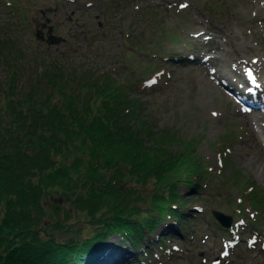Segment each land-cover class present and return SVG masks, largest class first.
Here are the masks:
<instances>
[{"label":"rangeland","instance_id":"obj_1","mask_svg":"<svg viewBox=\"0 0 264 264\" xmlns=\"http://www.w3.org/2000/svg\"><path fill=\"white\" fill-rule=\"evenodd\" d=\"M50 27L65 44L50 47L36 38L42 32L47 39ZM0 30L14 34L24 58L0 42V87L6 84L4 59L38 73L57 65L68 75L78 70L75 73L81 71L85 77L88 71L100 70L114 75L113 82L129 79L135 84L134 95L145 102V117L158 131L174 134L179 142H193L196 153L212 166L218 165L217 147L224 143L229 160L222 169L224 176L240 172L263 189L234 184L239 178L216 177V187L189 198L193 217L177 227H162L152 238L146 237L135 253L133 245L110 239L99 248V254L110 249L102 260L108 259L109 264H264V135L260 131L264 123L255 131L262 142L258 147L247 124L255 113H244L236 100L259 95L264 101V0H0ZM155 46L167 55L157 59V69L166 75L146 86L155 78L149 73L156 62L145 59L151 65L144 64L140 54ZM127 51L133 56L129 58ZM169 56L173 64L166 62ZM137 61L142 65L135 67L139 74L134 76ZM167 149L175 154L181 146ZM222 181L228 188L222 189ZM183 193L190 195L186 189ZM234 209L243 216L226 231L212 213L235 217ZM240 220L244 223L239 226ZM55 235L60 237L58 232ZM82 237L91 234L85 230ZM153 239L159 240L158 246ZM159 245L178 246L180 251L162 257ZM145 253L149 256L141 262Z\"/></svg>","mask_w":264,"mask_h":264},{"label":"trees","instance_id":"obj_2","mask_svg":"<svg viewBox=\"0 0 264 264\" xmlns=\"http://www.w3.org/2000/svg\"><path fill=\"white\" fill-rule=\"evenodd\" d=\"M13 39L0 30V42L24 60ZM155 47L141 51L144 64L162 54ZM1 66L0 264H96L91 258L111 238L139 250L188 219L191 196L216 187V169L193 142L145 117L131 80L113 82L100 70L68 75L57 65L38 73L15 60ZM177 144L179 152L168 151ZM224 178L255 189L240 172Z\"/></svg>","mask_w":264,"mask_h":264},{"label":"water","instance_id":"obj_3","mask_svg":"<svg viewBox=\"0 0 264 264\" xmlns=\"http://www.w3.org/2000/svg\"><path fill=\"white\" fill-rule=\"evenodd\" d=\"M52 34H53V29L49 28V30H48V35L49 36H48V39H47V44L49 46H58V45H60V44L65 42L62 38L55 37ZM37 38L39 40H42V41L45 40V38L42 36V32H38L37 33ZM213 215L224 227H226V228H230L231 227V225H232V219L231 218H228V217H226L223 214L218 213V212H214Z\"/></svg>","mask_w":264,"mask_h":264},{"label":"bare ground","instance_id":"obj_4","mask_svg":"<svg viewBox=\"0 0 264 264\" xmlns=\"http://www.w3.org/2000/svg\"><path fill=\"white\" fill-rule=\"evenodd\" d=\"M205 39H207V38H205ZM225 61H222V63L224 64ZM253 69L257 70V67L254 66ZM214 77L217 80L215 75H214ZM261 123H264V115H257L255 118L252 117L251 119L250 118L247 119V124L250 126V128L254 132V138L252 140L253 141V145L258 146V147H261L262 142L260 141L259 136H258L259 135V131L258 132H255V131L258 130V126ZM260 131L263 132V135H264V129L260 128ZM108 262H109V260H106L107 264H108Z\"/></svg>","mask_w":264,"mask_h":264},{"label":"snow or ice","instance_id":"obj_5","mask_svg":"<svg viewBox=\"0 0 264 264\" xmlns=\"http://www.w3.org/2000/svg\"><path fill=\"white\" fill-rule=\"evenodd\" d=\"M186 7H187L186 4L185 5H181V8H186ZM247 76L252 81V83H254V84L256 83L255 77L253 76V73H252L251 70H248ZM151 83H155V81L153 80V81H151ZM249 91H251V89H249ZM214 115H215V113H214ZM225 255H227V253H225Z\"/></svg>","mask_w":264,"mask_h":264}]
</instances>
